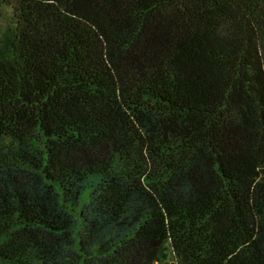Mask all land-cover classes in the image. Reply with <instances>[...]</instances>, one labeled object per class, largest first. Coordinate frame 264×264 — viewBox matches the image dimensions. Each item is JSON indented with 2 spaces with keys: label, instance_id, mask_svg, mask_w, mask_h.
Instances as JSON below:
<instances>
[{
  "label": "trees",
  "instance_id": "1",
  "mask_svg": "<svg viewBox=\"0 0 264 264\" xmlns=\"http://www.w3.org/2000/svg\"><path fill=\"white\" fill-rule=\"evenodd\" d=\"M0 264H264V0H0Z\"/></svg>",
  "mask_w": 264,
  "mask_h": 264
}]
</instances>
